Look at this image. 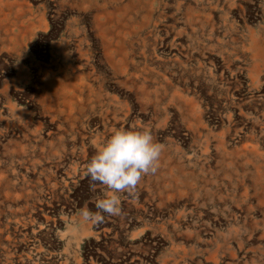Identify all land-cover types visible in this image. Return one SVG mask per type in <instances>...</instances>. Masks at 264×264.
<instances>
[{"label": "rangeland", "instance_id": "obj_1", "mask_svg": "<svg viewBox=\"0 0 264 264\" xmlns=\"http://www.w3.org/2000/svg\"><path fill=\"white\" fill-rule=\"evenodd\" d=\"M120 128L157 171L84 222ZM0 264H264V0H0Z\"/></svg>", "mask_w": 264, "mask_h": 264}, {"label": "clouds", "instance_id": "obj_2", "mask_svg": "<svg viewBox=\"0 0 264 264\" xmlns=\"http://www.w3.org/2000/svg\"><path fill=\"white\" fill-rule=\"evenodd\" d=\"M164 146L154 141L147 128L125 130L113 129L86 165V175L94 185L100 183L108 189L102 198H97L96 212L86 206L80 210L82 221L101 223L104 216L119 215L121 200L119 193L134 194L143 176L157 171Z\"/></svg>", "mask_w": 264, "mask_h": 264}, {"label": "bare ground", "instance_id": "obj_3", "mask_svg": "<svg viewBox=\"0 0 264 264\" xmlns=\"http://www.w3.org/2000/svg\"><path fill=\"white\" fill-rule=\"evenodd\" d=\"M30 231V230H29Z\"/></svg>", "mask_w": 264, "mask_h": 264}]
</instances>
